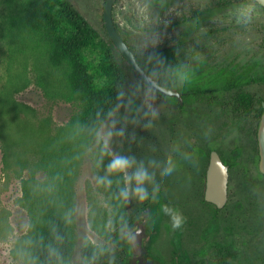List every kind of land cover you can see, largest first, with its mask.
<instances>
[{"label":"rangeland","instance_id":"1","mask_svg":"<svg viewBox=\"0 0 264 264\" xmlns=\"http://www.w3.org/2000/svg\"><path fill=\"white\" fill-rule=\"evenodd\" d=\"M69 1L108 41L103 19L106 0ZM224 1L116 0L113 19L132 47L151 49L181 33L183 16L209 10L198 35L180 50L176 70L192 68L193 75L210 80L209 88L226 82L224 67L234 75L240 73L257 109L264 100V8L256 0L222 5ZM20 15L17 0H0V264H37L32 244L42 214L29 209L24 182L32 174L41 182L50 177L49 170L37 167L42 145L53 144L42 129L50 133L65 127L84 110L83 101L70 95L64 70L48 65L47 45L19 23ZM207 30L214 34H203ZM121 64L125 71L121 102L94 143L81 141L85 149L72 186L75 247L69 264H87L88 245L113 249L109 236L124 210L153 219L144 242L155 264L171 259L176 235L181 253L192 264L206 259L264 264V177L258 173L257 114L232 113L223 92L213 105L187 97L180 107L176 99L143 84L127 60ZM190 75L180 72L179 77ZM170 80L180 83L175 71ZM235 92L231 89V94ZM211 149L235 164L228 203L216 214L214 207L200 201L203 187L198 185L197 171ZM118 157L128 160L129 167L110 170ZM139 171L147 178L137 185L130 175L135 178ZM37 187L36 182L27 183L29 192ZM137 187L144 189L143 201L135 195ZM156 192L162 200L159 217L151 210L147 213L146 206ZM51 208L52 204L42 207L47 215ZM177 213L185 222L174 229L171 218Z\"/></svg>","mask_w":264,"mask_h":264},{"label":"trees","instance_id":"2","mask_svg":"<svg viewBox=\"0 0 264 264\" xmlns=\"http://www.w3.org/2000/svg\"><path fill=\"white\" fill-rule=\"evenodd\" d=\"M21 10L19 23L35 31L47 45V63L53 70H64L66 85L70 95L80 98L84 110L72 122L62 128L48 133L42 131L51 139L53 144L47 148L42 145L38 165L49 170V180H36L34 174L24 182L25 198L31 211L34 208L41 211L42 217L33 239V257L37 264H69L75 247V234L72 230L71 209L73 206V179L85 147L81 141L94 139L102 124L112 115L122 100L125 89V71L121 62L125 57L116 48L113 41L101 38L99 32L75 8L69 0H17ZM264 8V7H263ZM204 14L199 13L192 20L185 21L181 35L189 36L201 22ZM121 36L128 42L126 33L116 25ZM212 33V32H210ZM174 38V37H172ZM171 40V39H169ZM168 40V41H169ZM167 41V42H168ZM161 46V45H160ZM159 47V46H158ZM115 50L117 51V56ZM177 45L158 50L150 55H137V61L142 68L163 80L166 86L188 83L187 87L203 90L210 83L209 79L187 80L179 79L173 83L170 78L177 68ZM225 79L218 88L233 89L238 111H248L253 104L254 95L244 90V79L239 75ZM214 80V79H213ZM140 81L145 84L141 79ZM176 81V80H175ZM146 85V84H145ZM185 85V84H184ZM204 97L208 93H188V97ZM211 102V101H210ZM177 103L178 100H177ZM262 100L258 108V119L263 111ZM52 133V134H51ZM233 167V163H230ZM48 175V174H47ZM260 175H263L260 173ZM134 180V176L130 175ZM39 184L34 192L27 190V183ZM28 191V192H27ZM53 205L47 215L42 207ZM146 206L156 217L160 216L162 207L161 196L158 192L152 194ZM133 215L122 211L115 221V231L109 236V241L120 242L113 249L108 245H88L85 252L87 264H130L128 250L125 248V237L122 229L132 221ZM172 257L165 264H192L180 253L178 238L172 240ZM196 264H225L218 259L201 260Z\"/></svg>","mask_w":264,"mask_h":264},{"label":"flooded vegetation","instance_id":"3","mask_svg":"<svg viewBox=\"0 0 264 264\" xmlns=\"http://www.w3.org/2000/svg\"><path fill=\"white\" fill-rule=\"evenodd\" d=\"M106 3V2H105ZM116 3V2H115ZM114 3V5H115ZM235 2L233 1H230V0H227V1H224L222 3V5H226V4H233ZM261 5V4H260ZM105 7V6H104ZM114 7V6H113ZM201 13V14H204V16H202L201 18V22L200 24L198 25V27H196L194 29V31L189 35H177L175 36L174 38H170L171 40H169L168 42H165L164 44H162L161 46L159 47H162L168 43H171L173 42V44L167 48H170V47H173L175 45H177V54H178V57H177V65L179 64V60H180V56H181V53H180V50L183 48V46L185 45V43L190 39H195L194 37H196L198 34H197V30L201 27V23L203 22V20H205V18H207V16L209 15V10H197L195 11L193 14L191 15H188V16H183L179 21V25L180 26H184L183 29L185 28L186 24H185V21L186 20H192L194 17H197V15ZM194 20V19H193ZM115 22V21H114ZM115 25H118L115 23ZM120 27V26H119ZM182 29V30H183ZM182 32V31H181ZM212 32V33H210ZM205 33V35H213L214 34V30H207L206 32H203V34ZM121 35V34H120ZM123 38V37H122ZM124 39V38H123ZM197 39V38H196ZM126 41V40H125ZM127 42V41H126ZM128 43V42H127ZM129 44V43H128ZM131 46V45H130ZM132 47V46H131ZM159 47H155V48H159ZM132 48H135V47H132ZM137 49H140V48H137ZM151 49H154V48H151ZM150 55V54H148ZM126 59V58H125ZM132 67V66H131ZM133 68V67H132ZM134 69V68H133ZM192 68L190 69H183V68H178V70L175 71V74H176V77L177 79H181L179 77V74L180 72H187V73H190L191 75L189 77H186L184 79H187V80H194V79H198L199 82L201 83L203 80L206 79V77H199L197 75H193L192 73ZM222 73L223 75H227L225 79L229 78L230 76V73H231V70L230 69H227L226 67L223 68L222 70ZM150 74V73H149ZM152 75V74H151ZM138 76V75H137ZM153 76V75H152ZM156 78H158L159 82L166 86L165 84H163V80L159 79V77L157 76H154ZM143 81V80H142ZM182 81V79H181ZM144 82V81H143ZM145 83V82H144ZM146 84V83H145ZM185 84V85H184ZM186 84L188 83H185V82H182V87L181 88H175L178 90V92L181 94V98H182V103L180 102V99L178 96L176 95H167V94H164L160 91H158L157 89L149 86L148 84H146L147 86L157 90L158 92H160L162 95L164 96H167V97H172L174 99H176V101L178 100V105L180 107H183V104H184V101L186 100V98L188 97L187 94L188 93H201L202 91L208 93L207 96H204V97H201L200 95L197 97L198 99H200L201 101H203L204 103H206L207 105H213L215 103L216 100H218L220 97V95H218V93L220 92H223L224 93V99L226 100L225 104L228 106V108L232 111V113H240L241 111H238L237 108H236V100H235V94H231V89L230 88H227V89H222L220 90L218 87H204L203 90H199L195 87H190L188 86L187 87V90L186 91H183V85L184 86H187ZM166 87H169V88H174L172 86H166ZM244 88V86H243ZM233 89H236L238 90L237 88H233ZM245 90V89H244ZM247 91V90H245ZM248 92V91H247ZM189 98V97H188ZM211 101V102H210ZM255 97H254V101H253V104L250 105L249 107V110L248 111H245L243 110V112L241 113V116H255V114L258 115V108L260 107V104H259V107L257 109H255V106H254V103H255ZM264 100H262L263 102ZM261 102V101H260ZM262 104V103H261ZM264 109V108H263ZM263 112V111H262ZM262 114V113H261ZM261 118V117H260ZM259 122H260V119L258 120L257 124L259 126ZM258 127H257V131H256V141H257V144H258V149H257V156H258V173L260 175L263 174L260 169H259V161H260V152H259V143H258ZM213 150H216L218 152V154L220 155V158L222 159L223 163L228 166V172H229V176H230V170L235 167V164L233 162H231L229 159H226L217 149H211L209 154H208V159L206 161V163L204 165L201 166L200 169H198V176H199V183L198 185L203 187V194H202V198H201V202L204 203V205L206 206H211V207H214L215 209V214L216 212H218L219 210L223 209L227 203H228V200H229V180H228V200L225 204L224 207L222 208H219L215 203L211 202V201H208L206 199V190H207V174H208V168H209V164H210V156H211V152ZM230 163H233V167L231 168L230 167ZM134 176V175H133ZM262 177H264V174L263 175H260ZM132 180V179H131ZM136 181V180H135ZM150 209V208H149ZM151 210V209H150ZM149 213V212H147ZM213 214V218L216 217V215ZM159 217V216H158ZM157 217V218H158ZM151 220H153L151 218ZM148 217H147V214L144 215V217H140V216H133L132 217V221L127 224L124 229H122L121 231V234L125 237V243H126V249L128 250V254H129V261H130V264H150L151 263V254H150V248L149 246H146L144 240L149 237V234L151 233V221ZM141 227L142 229H144L142 235H143V238H141V242L142 244L140 243H135L133 244V239L131 237V234L133 231H135L137 228ZM155 228H157V226H155ZM177 238H178V244H179V237L178 235H176ZM116 241H115V245L116 246H119V243L120 242L117 238L113 237ZM118 241V242H117ZM179 247H180V244H179ZM180 253H181V249L179 250ZM182 255H184L183 253H181ZM165 264V263H164Z\"/></svg>","mask_w":264,"mask_h":264},{"label":"water","instance_id":"4","mask_svg":"<svg viewBox=\"0 0 264 264\" xmlns=\"http://www.w3.org/2000/svg\"><path fill=\"white\" fill-rule=\"evenodd\" d=\"M262 7H264V0H256ZM116 0H106L103 19L104 25L107 31L108 36L115 44L116 48L119 52L126 58L128 63L134 68L138 77L143 80L149 86L157 89L158 91L167 94V95H176L179 97L180 102L182 103L181 94L175 88H169L162 85L158 78L152 76L148 72H146L142 66L138 63L136 56L137 55H148L153 54L158 50H162L167 48L173 44V42L168 43L162 47L154 48V49H137L132 48L130 44H128L120 35L114 19H113V6ZM262 106L264 108V101L262 102ZM258 143H259V152H260V161H259V169L264 174V109L261 114L259 126H258ZM228 180H229V172L228 166H226L220 155L216 150L211 152L210 156V164L208 168L207 174V190H206V199L215 203L219 208L225 206L228 200ZM150 209L147 210L149 212ZM144 229L141 227L137 228L132 232L131 237L133 239V244L140 243L141 238H143ZM153 263L154 260L151 258ZM151 261V262H152Z\"/></svg>","mask_w":264,"mask_h":264},{"label":"clouds","instance_id":"5","mask_svg":"<svg viewBox=\"0 0 264 264\" xmlns=\"http://www.w3.org/2000/svg\"><path fill=\"white\" fill-rule=\"evenodd\" d=\"M127 167H129V162L128 160L122 157H118L114 159L109 165L110 170H113V171H124ZM146 178H147V174L142 171L137 172L135 175V180H136L137 185L142 184ZM124 195H125V198H127V194L125 193ZM135 195H137L141 201L146 199V194L143 188L137 187L135 190ZM171 219H172V227L174 229L181 228L185 222V218L180 213L172 215Z\"/></svg>","mask_w":264,"mask_h":264}]
</instances>
